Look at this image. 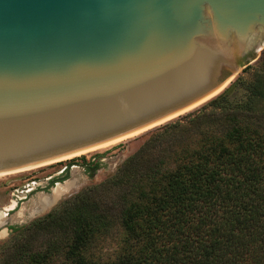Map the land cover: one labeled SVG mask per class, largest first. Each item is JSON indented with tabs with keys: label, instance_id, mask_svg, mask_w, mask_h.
Returning a JSON list of instances; mask_svg holds the SVG:
<instances>
[{
	"label": "water",
	"instance_id": "1",
	"mask_svg": "<svg viewBox=\"0 0 264 264\" xmlns=\"http://www.w3.org/2000/svg\"><path fill=\"white\" fill-rule=\"evenodd\" d=\"M263 42L264 0H0V174L200 108Z\"/></svg>",
	"mask_w": 264,
	"mask_h": 264
},
{
	"label": "trees",
	"instance_id": "2",
	"mask_svg": "<svg viewBox=\"0 0 264 264\" xmlns=\"http://www.w3.org/2000/svg\"><path fill=\"white\" fill-rule=\"evenodd\" d=\"M143 138L115 174L12 226L0 264H264V52L221 95Z\"/></svg>",
	"mask_w": 264,
	"mask_h": 264
},
{
	"label": "rangeland",
	"instance_id": "3",
	"mask_svg": "<svg viewBox=\"0 0 264 264\" xmlns=\"http://www.w3.org/2000/svg\"><path fill=\"white\" fill-rule=\"evenodd\" d=\"M263 52L264 42L245 64L239 62L241 68L238 77L247 66H257ZM148 132L145 131L110 144L106 148L74 158L43 164L29 171L15 172L0 177V218L10 217L11 219L7 227L0 232V255L3 253V245L12 238V226H24L47 215L55 210L61 202L115 174L122 163L139 148L144 135ZM83 158L94 164L99 162L98 171L93 174L88 173L83 165ZM66 172H69L68 179L60 181ZM68 183L72 186L69 192H65L59 200L53 202L46 209H38L41 202L50 199L58 185L64 187L69 185ZM115 248L116 241L109 239L100 245L98 250L103 254H111Z\"/></svg>",
	"mask_w": 264,
	"mask_h": 264
},
{
	"label": "bare ground",
	"instance_id": "4",
	"mask_svg": "<svg viewBox=\"0 0 264 264\" xmlns=\"http://www.w3.org/2000/svg\"><path fill=\"white\" fill-rule=\"evenodd\" d=\"M143 132H145V131H142V132H139V133H136V134H134V135H132V136H129V137H126V138H130V137H133V136H135V135H138V134H140V133H143ZM126 138H123V139H121V140H124V139H126ZM120 140H118V141H115V142H119ZM115 142H112V143H109V144H106V145H102V146H100V147H96V148H93V149H90V150H88V151H84V152H81V153H77V154H75V155H72V156H69V157H66V158H63L62 160H67V159H70V158H74V157H77V156H80V155H82V154H87V153H89V152H92V151H94V150H97V149H103V148H106V147H108V146H110V144H114ZM57 161H61V160H57ZM57 161H53V162H57ZM53 162H50V163H53ZM48 164V163H47ZM45 165V164H44ZM39 166H41V165H39ZM39 166H35V167H29V168H27V169H23V170H20V171H16V173L17 172H22V171H29V170H31V169H35V168H37V167H39ZM13 173H15V172H13ZM7 174H12V173H7ZM7 174H0V177H2V176H5V175H7ZM67 184V183H66ZM69 184V183H68ZM70 189H72V186L69 184V185H65L64 187L62 186L61 187V185L59 186H57V188H55L54 189V191H53V194H52V196L50 197V199H48V200H46V201H43V202H41L40 203V207L38 208L39 210H44V209H46L48 206H50L53 202H55L56 200H59L60 199V197L65 193V192H69V190ZM5 218H0V222L2 221V220H4Z\"/></svg>",
	"mask_w": 264,
	"mask_h": 264
}]
</instances>
